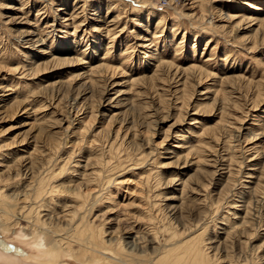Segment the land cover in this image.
Here are the masks:
<instances>
[{"label": "rangeland", "instance_id": "1", "mask_svg": "<svg viewBox=\"0 0 264 264\" xmlns=\"http://www.w3.org/2000/svg\"><path fill=\"white\" fill-rule=\"evenodd\" d=\"M243 16L249 23L238 26ZM256 16L264 19V0H0V202L14 211L0 212V263L112 264L105 252L113 249L128 264H156L190 235L202 238L206 261L184 246L186 264H264V38L249 26ZM57 58L74 62L34 74ZM170 64L180 75L167 72ZM106 65L118 74L100 73ZM194 68L209 76L200 82L184 72ZM67 81L97 84L87 94L93 89L98 103L92 122L75 90L63 98L55 88ZM127 102L134 115L125 116ZM110 116L111 131L121 127L117 139L100 132ZM39 213L70 235L65 243L33 224ZM92 229L90 250L80 239Z\"/></svg>", "mask_w": 264, "mask_h": 264}, {"label": "bare ground", "instance_id": "2", "mask_svg": "<svg viewBox=\"0 0 264 264\" xmlns=\"http://www.w3.org/2000/svg\"><path fill=\"white\" fill-rule=\"evenodd\" d=\"M159 1L160 0H157V2L159 3ZM170 1V0H169ZM203 3V2H202ZM110 5V4H109ZM253 5V4H252ZM99 6V5H98ZM112 7V6H111ZM258 7V6H257ZM85 8V7H84ZM254 8V7H253ZM260 8V7H259ZM203 9V8H202ZM81 10V9H80ZM108 13H109V11H108ZM41 14V13H40ZM197 14V13H196ZM160 15V14H159ZM194 15V14H193ZM261 15V14H260ZM232 16V15H231ZM231 16H229L228 18L229 19H231V18H233V17H231ZM262 16V15H261ZM261 16H259V17H257L256 16V18H252L251 20L254 22V23H252V24H250L249 26L250 27H252L253 25H258V27H255V29L253 28V30H254V33H256L255 35H256V37L257 36H261L260 37V39L261 38H264V19L261 17ZM235 17V16H234ZM248 17V16H247ZM246 16L244 17L243 16V18L241 17V19H243V20H240V22L239 23H237V25L238 26H241L242 24H247V23H249L248 22V20H246V18H247ZM116 18V17H115ZM118 18V17H117ZM226 18V17H225ZM235 19V18H234ZM98 21V20H97ZM237 21V20H236ZM250 21V20H249ZM233 22V21H232ZM251 22V21H250ZM112 23V22H111ZM115 23V22H114ZM150 23V22H149ZM149 25V24H148ZM95 26V25H94ZM96 27V26H95ZM235 27H236V25H235ZM93 29V28H92ZM164 31V30H163ZM108 33H110V31L108 32ZM253 33V34H254ZM111 34V33H110ZM163 35V34H162ZM170 35V34H169ZM108 36H109V34H108ZM64 37H65V35H64ZM67 37V36H66ZM154 37V36H153ZM173 37V36H172ZM171 37V38H172ZM248 37V36H247ZM246 37V38H247ZM251 37V36H250ZM170 39V38H169ZM179 39H180V37H179ZM172 40V39H171ZM97 41V40H96ZM176 41H174V43H175ZM97 43V42H96ZM144 43H146V42H144ZM68 44V43H67ZM99 44H100V41H99ZM104 44V43H103ZM98 46V45H97ZM178 46V45H177ZM62 47H63V45H62ZM95 47V46H94ZM143 47V46H142ZM107 48V47H106ZM145 48V47H144ZM95 49V48H94ZM102 49H104V48H102ZM176 49V48H175ZM62 50V49H61ZM67 50H68V48H67ZM96 50V49H95ZM100 51H101V49H100ZM151 51V50H150ZM96 52V51H95ZM99 52V51H98ZM68 54V53H67ZM100 54V53H99ZM98 54V55H99ZM147 55V54H146ZM151 56V55H150ZM150 61V60H149ZM72 62H74L72 59H54V60H52V61H50V62H48V63H46V64H44L43 66H41V67H38V68H35L33 71H34V74H36L38 71H41L42 69H44V68H42V67H44V66H46V65H48V64H50V63H54V64H57V65H63V64H65V63H72ZM104 63V62H103ZM106 64V63H105ZM105 68H102L101 69V72L100 73H103L104 75L106 74V73H108L107 75H110V73H111V76H115L116 74H118L117 72V70L116 69H114L113 67H109L108 65H106V66H104ZM167 68H168V71L167 72H170L169 70L171 69V68H173L174 70H175V68H174V66H173V64L171 65H167L166 66ZM191 68V67H190ZM181 69V68H180ZM205 70V69H204ZM94 71V70H93ZM88 72V71H87ZM177 72H178V70H177V67H176V70H175V73L177 74ZM184 72H186V73H193V74H195V77H193V78H197V80H200V82H202L203 80V78L205 77V76H209V75H207L205 72H203V70L201 71V70H198L197 68H194V69H192V70H189V71H184ZM175 73H174V75H175ZM84 74V73H83ZM83 74H81V76H82V78L83 79H86V77L87 76H85V75H83ZM184 74V73H183ZM77 75H79V74H77ZM160 75V74H159ZM178 75H180V74H177V76ZM89 76V75H88ZM126 76V75H125ZM176 75H175V77H177ZM181 76H182V74H181ZM191 76V75H190ZM190 76H187V78L182 82V84L184 85V86H187V83L189 82H187V80L188 79H192V77L190 78ZM102 77V76H101ZM160 77V76H159ZM80 78V77H79ZM93 78V77H92ZM182 78V77H181ZM180 79V78H179ZM178 80V79H177ZM194 80V79H193ZM202 80V81H201ZM166 81V80H165ZM132 82V81H131ZM153 82V81H152ZM197 82V81H196ZM199 82V81H198ZM229 82H233V80H231V81H229ZM237 82H239V81H237ZM87 83V84H86ZM147 83V82H146ZM169 83H171V82H169ZM181 83V82H180ZM190 84L192 85L193 84V82L191 83V80H190ZM197 84V83H196ZM96 83H94V82H86V81H83L82 83H80L79 85H73V83H71V82H61V83H59L58 82V85L57 86H55V88H57V89H59V92H60V94H63L62 95V97L64 98L65 97V95H69V92H71L72 90H75L74 92H75V94H74V103L76 102H78L79 101V106H87V109L89 110L87 113H85V123H86V121H87V123H89V122H92V119H94L95 118V114H94V107H95V105L97 104L98 105V103H96L95 102V100L94 99H92V97H93V89H94V87H96ZM234 87H235V85L234 84H232ZM189 86V85H188ZM193 86H195V85H193ZM239 86V85H238ZM82 87H84V89L83 90H85V91H83V93L84 94H81L80 93V89L82 88ZM80 88V89H79ZM90 88H93L92 89V93L90 94V95H87L88 93H90V91H91V89ZM238 88V87H237ZM131 89V88H130ZM180 90V89H179ZM182 90V89H181ZM96 91V90H95ZM131 91V90H130ZM223 91V90H222ZM221 91V92H222ZM120 92H122V94H118V95H124V94H126V92L125 91H120ZM179 92V91H178ZM188 92V91H187ZM186 92V93H187ZM193 92V91H192ZM214 92V91H213ZM79 93L81 94V95H79ZM194 93V92H193ZM223 93H226V91H224ZM222 93V94H223ZM221 94V93H220ZM220 94H218V95H220ZM220 95V96H223V95ZM55 96V95H54ZM73 96V95H72ZM182 96H184V95H182V93H181V97ZM260 94H258L257 95V99H259L260 98ZM190 91H189V95L187 96V97H185L184 96V98H185V100L187 101V103L185 102V104H188V100L190 99ZM119 98V97H118ZM78 99V100H77ZM217 99V98H216ZM126 101L127 100V98H125V97H121V99L120 100H118V102H120V101ZM183 100V99H182ZM69 101V100H68ZM191 101V100H190ZM219 101V100H218ZM60 102V101H59ZM130 102V101H129ZM216 102V101H215ZM117 103V102H116ZM212 103H214V102H212ZM255 103V102H254ZM257 103V102H256ZM132 105V104H131ZM211 105V104H210ZM209 105V106H210ZM125 106L127 107V109L125 110V116H127V113L129 112L130 114H132V115H134L133 113L135 112V107H131V106H129L128 105V102L125 104ZM188 105H185V107H187ZM12 107V106H11ZM206 107V106H205ZM204 107V108H205ZM203 108V109H204ZM131 111H130V110ZM210 108H205L204 109V112H210V110H209ZM221 109V108H220ZM128 111V112H127ZM84 113V112H83ZM129 113H128V115H129ZM225 115V114H224ZM223 116V115H222ZM111 117V116H110ZM224 117V116H223ZM114 117H111L110 119H109V123L105 126V127H103L101 130H100V132H101V134L103 135V136H105V137H110V135H114L113 133H115L116 135H115V137H116V139H117V136L119 135V131H120V128H118L117 130H115V131H111V129H110V123H111V119H113ZM72 123V122H71ZM117 123V122H116ZM130 124V123H129ZM85 125V124H84ZM134 125V124H133ZM131 126V125H130ZM112 127V126H111ZM43 128V127H42ZM211 128H214V127H211ZM147 129V130H146ZM145 130H146V132H147V135H150V134H152V125L151 124H149L148 126H147V128H146ZM264 129V128H263ZM195 130V129H194ZM210 132H212V133H215V130L213 129V130H208V133H210ZM211 133V134H212ZM212 137V136H211ZM148 141H150L149 140V138H148ZM182 144V143H181ZM180 145V144H179ZM189 146V145H188ZM181 147V145L179 146V148ZM224 147V146H223ZM192 148H193V146H192ZM194 148H195V146H194ZM188 149V148H187ZM196 149V148H195ZM259 150V149H258ZM192 153V152H191ZM220 155V154H219ZM191 156V155H190ZM194 156V155H193ZM186 158H187V155H186ZM192 158V157H191ZM195 158V157H194ZM198 161V160H197ZM52 174H53V172H52ZM52 176V175H51ZM51 176L49 177V178H51ZM149 176V175H148ZM86 177V176H85ZM49 180V179H48ZM141 180H143V179H141ZM145 180V179H144ZM48 184V183H47ZM51 185H52V183H51ZM90 186V185H89ZM46 187V186H45ZM44 187V188H45ZM83 188V187H82ZM36 189V188H35ZM52 189V188H51ZM70 189V188H69ZM49 191V190H48ZM153 192V191H152ZM112 194V193H111ZM43 196V195H42ZM44 196H45V194H44ZM66 196V195H65ZM69 196V195H68ZM146 197V196H145ZM5 199H6V197H4ZM43 198V197H42ZM45 199V198H44ZM74 199V198H73ZM75 200V199H74ZM34 201V200H33ZM40 201V200H39ZM76 201V200H75ZM75 201H74V204H76L75 203ZM78 201V200H77ZM258 201V200H257ZM43 202V201H42ZM72 202V201H71ZM34 203V202H33ZM36 203V202H35ZM34 203V204H35ZM39 203V202H38ZM32 204V203H31ZM77 204H79V203H77ZM76 204V205H77ZM36 205V204H35ZM42 205H43V203H42ZM34 206V205H33ZM93 206V205H92ZM92 206H90L91 208H92ZM152 206V205H151ZM11 207H12V205H10V204H7V203H5L4 201H1L0 202V212L3 214V215H7V214H10V212H14L12 209H11ZM15 207V206H14ZM68 207V206H67ZM13 208V207H12ZM29 208V207H28ZM42 208V207H41ZM79 208H80V206H79ZM82 208V207H81ZM35 209V208H34ZM90 209V208H89ZM177 209V208H176ZM87 211H89V210H87ZM34 212V211H33ZM31 213H32V209H30V210H28L27 212H25L24 214L26 215V217L25 218H29V217H32L31 216ZM40 213H41V211H40ZM40 213L39 214H37L38 216L36 217H33V218H35V220H36V222H32L35 226H39L40 228H41V230H43V231H41V232H44V233H55L57 236H58V238H59V240L58 241H54V244L55 245H57V246H59V244H62V243H65L64 242V240L65 239H67L68 237H70V235L69 234H74L76 231H77V229H76V231L75 232H73V233H70V231L69 230H72L73 229V225L70 227V225H69V227H70V229L68 230V229H66L67 231H69V232H67L68 233V237L67 238H65L64 236H62V235H60L59 234V231H57V227L55 228L54 226H56V225H54L53 227L54 228H51V226H47L46 224H45V222L43 221V222H41V220L39 219V215H40ZM177 213V212H176ZM175 213V211H173V214H175V216L176 217H178V215L179 214H176ZM84 214H86V213H84V211H83V215ZM210 214V213H209ZM81 215V214H80ZM50 215H48V217H49ZM89 216V215H88ZM198 216V215H197ZM53 217H56V216H53ZM52 217V218H53ZM65 217V216H64ZM76 217V216H75ZM83 217V216H82ZM86 217V216H85ZM174 217V216H173ZM179 217H181V215L179 216ZM57 218V217H56ZM84 218V217H83ZM32 219V218H31ZM54 219V218H53ZM59 220H60V218H58ZM62 219V218H61ZM81 219L82 218H80V219H78L79 221H81ZM174 219V218H173ZM42 220H44V219H42ZM49 220H52V219H49ZM55 220V219H54ZM66 220V219H65ZM179 220V219H178ZM193 220V219H192ZM62 221H64V220H62ZM72 221V220H71ZM84 221V220H83ZM82 221V222H83ZM47 222V221H46ZM77 222V221H76ZM176 222V221H175ZM200 222V221H199ZM211 222V221H210ZM49 223V222H48ZM73 223V222H72ZM81 223V222H80ZM246 223H247V220H246ZM249 223V222H248ZM32 224V225H33ZM51 224V223H50ZM63 224V223H62ZM78 224V223H77ZM85 224H86V221H85ZM85 224H83V225H85ZM176 224H177V222H176ZM203 224H205V221L203 222ZM203 224H201V226L203 225ZM207 224V223H206ZM74 225H76V224H74ZM180 225V224H179ZM187 225V224H186ZM183 226V225H182ZM190 226V225H189ZM201 226H199V227H201ZM235 226V225H234ZM64 227H66L65 225H64ZM80 227V226H79ZM79 227H77V228H79ZM84 227H86V226H84ZM191 227V226H190ZM68 228V227H67ZM76 228V227H75ZM90 228V227H89ZM88 228V229H89ZM136 228V227H135ZM60 229H62V228H60ZM82 229H83V226H82ZM81 229V230H82ZM184 228H182L181 229V231L183 230ZM186 229V228H185ZM184 229V230H185ZM193 229H195V228H193ZM260 229V228H259ZM53 230V231H52ZM63 230V229H62ZM73 230H75V229H73ZM85 230V229H84ZM154 230V229H153ZM188 230V229H187ZM197 230V229H196ZM139 231V230H138ZM177 231V230H176ZM180 231V232H181ZM86 232V237L85 238H83V239H80V240H85V241H89V243H88V246H87V248H89L90 250H92V249H94L95 247L93 246V245H95L96 243H94V241H92L91 240V234H93V229H92V233H91V230L89 231H85ZM107 232V231H106ZM144 232V231H143ZM186 232V231H185ZM193 232H195V231H193ZM197 232V231H196ZM81 233V231H79L78 232V234H80ZM82 233H84V232H82ZM182 233V232H181ZM180 233V234H181ZM203 233V232H202ZM206 233V232H205ZM34 234V233H33ZM37 234V233H36ZM76 234V233H75ZM145 234V233H144ZM194 234V233H193ZM35 235V234H34ZM34 235H32V236H34ZM41 236L40 237H42V234H40ZM44 235V234H43ZM113 235V234H112ZM192 235V234H191ZM197 235H199V234H197ZM200 235H202L201 234V232H200ZM216 235V234H215ZM74 235H72V237H73ZM76 236V235H75ZM80 236H81V234H80ZM88 236V237H87ZM94 236V235H93ZM110 236V235H109ZM141 236H142V234H141ZM146 236V235H145ZM144 236V237H145ZM188 236V235H187ZM190 236V235H189ZM188 236V237H189ZM202 236H204V233H203V235ZM35 237V236H34ZM45 237V236H44ZM77 237V236H76ZM78 237H79V235H78ZM82 237V236H81ZM80 237V238H81ZM129 237H131V236H129ZM136 237V236H135ZM143 236H142V238H144ZM187 237V238H188ZM201 237V236H200ZM210 237V236H209ZM252 237V236H251ZM33 238V237H32ZM75 238V237H74ZM99 238V237H98ZM111 238V237H110ZM109 238V239H110ZM138 238V237H137ZM171 238H172V235H171ZM185 238V237H184ZM187 238H185L186 240H184L183 242H182V240L181 241H179V245H176V247H170L169 249H167V250H165V251H163L162 252V254L161 255H159L158 254V256L159 257H157L156 258V264H186L185 263V261H186V259L184 260L183 259V257H180V255L182 256V254H184L185 252L187 253V252H189L190 253V255H191V253L193 252H199V254H198V256H197V258H201V259H203L204 261H206V259L204 258V255L202 254V252H201V250H200V244L202 243V241L200 240V239H202V238H200V239H198V237L196 236H191V238L190 239H187ZM36 239V238H35ZM78 239V238H77ZM111 239H113V238H111ZM174 239H176L175 237H174ZM173 239V240H174ZM31 240V239H30ZM34 240V239H33ZM38 240V239H37ZM42 240L44 241L45 239H43L42 238ZM69 240H70V238H69ZM72 240V239H71ZM74 240V239H73ZM138 240V239H137ZM141 239H139L138 241H140ZM178 240V239H177ZM176 240V241H177ZM32 241V240H31ZM34 241H36V240H34ZM42 241V242H43ZM96 241V240H95ZM125 241V240H124ZM137 241V242H138ZM39 242V241H38ZM37 242V245L39 244V243H41V241L38 243ZM76 242V241H75ZM86 242V243H87ZM144 242H145V240H144ZM152 242V241H151ZM180 242H182L181 244H180ZM210 242V241H209ZM34 243H36V242H34ZM68 243H69V241H68ZM124 243V242H123ZM176 243V242H175ZM235 243V242H234ZM31 244H33V242H31ZM71 244H73V243H71ZM105 244V243H104ZM152 244V243H151ZM150 244V245H151ZM171 244H174V243H172V241H171ZM170 244V245H171ZM40 245V247H37L38 249L40 248L41 249V245H42V247H43V245H45V243H42V244H39ZM69 245H70V243H69ZM77 245V244H76ZM81 245H84V244H81ZM140 245H142V244H140ZM144 245V244H143ZM149 245V246H150ZM35 246V245H34ZM46 246V245H45ZM57 246H55V248H58ZM73 246V245H72ZM78 246V245H77ZM85 246V245H84ZM125 246V245H124ZM186 247V251H185V249L184 250H182L184 253H181L182 251H181V249L183 248V247ZM190 246L193 248V251H190ZM47 247V246H46ZM61 247V246H60ZM67 247V246H66ZM83 247V246H82ZM103 247V246H102ZM118 247V246H117ZM116 247V248H117ZM139 247V246H138ZM146 247H148V245H146ZM151 247V246H150ZM182 247V248H181ZM213 247V246H212ZM49 248V247H48ZM53 248V247H52ZM74 248V247H73ZM109 248V247H108ZM107 248V249H108ZM153 248H155V247H153ZM165 248V247H164ZM69 249H71V247H69ZM96 249V248H95ZM98 249V248H97ZM104 249H106L105 248V246H104ZM110 249V248H109ZM152 249V248H151ZM161 249V248H160ZM205 249V248H204ZM44 251H46V248L45 249H43ZM56 250H58V249H56ZM65 250V249H64ZM82 250V249H81ZM99 250V249H98ZM98 250H94V251H98ZM111 250V249H110ZM113 250V249H112ZM111 250V251H112ZM144 250V249H143ZM146 250V249H145ZM42 251V250H41ZM44 251H42V252H44ZM66 251V250H65ZM86 251V250H85ZM88 251V250H87ZM108 251V252H107ZM105 253L106 254H108V256H109V258L110 257H112V259L115 261V263L113 262L112 264H128L127 262H125L124 260H121V257H119V258H117V256H115V255H113L112 253H111V251H109V250H107ZM130 251V250H129ZM142 251V250H141ZM140 251V253H142ZM181 251V252H180ZM203 251H205V250H203ZM216 251V250H215ZM51 252H53V251H51ZM58 253H59V251H57ZM73 252V251H72ZM77 252V251H76ZM80 252V251H79ZM91 252V251H90ZM114 252V251H113ZM145 252V251H144ZM179 252L181 253L180 255H179ZM45 253V252H44ZM49 253V252H48ZM48 253H46V255L48 254ZM63 253V252H62ZM70 253V252H69ZM103 253H104V250H103ZM119 253V252H118ZM52 254V253H51ZM64 254H66V253H64ZM74 254H75V252H74ZM116 254V253H115ZM124 253H122V255H123ZM128 254V253H127ZM154 254V253H153ZM42 255H44L43 253H42ZM45 255V256H46ZM67 255V254H66ZM104 255V254H103ZM125 255H126V253H125ZM185 255V254H184ZM190 255H189V257H190ZM193 255V254H192ZM58 256V255H57ZM69 256V255H68ZM100 256V255H99ZM107 256V255H106ZM107 256V257H108ZM134 256H135V254H134ZM136 256H138V254L136 255ZM157 256V255H156ZM155 256V257H156ZM73 257V256H72ZM89 257V256H88ZM96 257V256H95ZM128 257V256H127ZM131 257H132V255H131ZM140 257V256H139ZM154 257V256H153ZM154 257V258H155ZM189 257H188V259H189ZM74 258H75V255H74ZM99 258V257H98ZM138 258V257H137ZM141 258V257H140ZM187 258V257H186ZM75 259H77V258H75ZM86 259V258H85ZM91 259H93V258H91ZM104 259V258H103ZM106 259V258H105ZM134 259V258H133ZM145 259V258H144ZM153 259V258H152ZM212 259V258H211ZM79 260V259H78ZM110 260V259H109ZM136 260V259H135ZM139 260V259H138ZM150 261H151V258L149 259ZM149 260H146L145 259V261L147 262H149ZM140 261V260H139ZM138 261V262H139ZM144 261V262H145ZM153 261H155V260H152L151 262H153ZM86 262H89V261H86ZM95 262V261H94ZM137 262V261H136ZM135 262V263H136ZM150 262V263H151ZM198 262V261H197ZM83 263V262H82ZM192 263V262H191ZM194 263V262H193ZM1 264V263H0ZM85 264H88V263H85ZM93 264V263H92ZM110 264V263H109ZM140 264V263H139ZM147 264V263H146ZM152 264V263H151ZM155 264V263H154ZM189 264V263H188ZM198 264H200V261H199V263Z\"/></svg>", "mask_w": 264, "mask_h": 264}]
</instances>
